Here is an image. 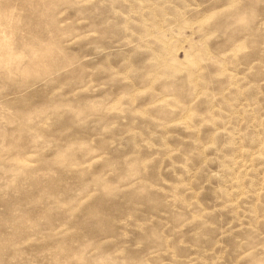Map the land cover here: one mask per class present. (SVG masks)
<instances>
[{"label":"rangeland","instance_id":"374dc122","mask_svg":"<svg viewBox=\"0 0 264 264\" xmlns=\"http://www.w3.org/2000/svg\"><path fill=\"white\" fill-rule=\"evenodd\" d=\"M0 264H264V0H0Z\"/></svg>","mask_w":264,"mask_h":264}]
</instances>
